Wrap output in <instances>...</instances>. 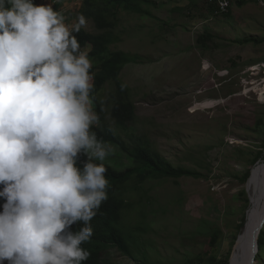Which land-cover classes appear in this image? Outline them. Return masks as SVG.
Returning a JSON list of instances; mask_svg holds the SVG:
<instances>
[{
  "label": "rangeland",
  "instance_id": "1",
  "mask_svg": "<svg viewBox=\"0 0 264 264\" xmlns=\"http://www.w3.org/2000/svg\"><path fill=\"white\" fill-rule=\"evenodd\" d=\"M152 1L157 5H140L150 16L119 7L103 58L120 52L128 59L118 79L135 108L130 129L172 166L198 177L148 178L130 187L124 221L135 239L130 255L108 245L101 262L223 264L250 208L245 174L263 164L255 157L264 154V0H232L225 17H214L204 0ZM81 4L65 15L69 26ZM85 21L81 29L100 32ZM114 92L109 81L91 93L106 118ZM115 155L110 164L128 166ZM255 264H264V245Z\"/></svg>",
  "mask_w": 264,
  "mask_h": 264
},
{
  "label": "clouds",
  "instance_id": "2",
  "mask_svg": "<svg viewBox=\"0 0 264 264\" xmlns=\"http://www.w3.org/2000/svg\"><path fill=\"white\" fill-rule=\"evenodd\" d=\"M85 23L69 26L50 3L0 0V264L90 256L82 245L108 199L113 149L92 130V62L75 35Z\"/></svg>",
  "mask_w": 264,
  "mask_h": 264
},
{
  "label": "trees",
  "instance_id": "3",
  "mask_svg": "<svg viewBox=\"0 0 264 264\" xmlns=\"http://www.w3.org/2000/svg\"><path fill=\"white\" fill-rule=\"evenodd\" d=\"M141 3L157 5L152 0H82V4L77 10L80 16L90 19L95 29L100 31L93 34L80 29L78 33H75L81 50L84 51L89 46V59L98 60V69L97 65L93 63L91 69L94 75L93 91L98 93L102 86L109 81L115 86V92L110 95L112 105L108 118H106L102 104L95 96L91 97L95 104L93 110L99 117L98 125H93L92 130L96 133L98 139L110 145L114 150L103 161L108 169L106 173V179L109 182L107 188L108 199L101 205L97 215L91 221L93 235L87 243L82 245L90 252V256L83 264H102L101 255L108 245L114 246L124 255H130L129 243L135 239L128 228H124L125 214L132 208L131 202L126 199L130 187L134 188L148 178L198 177V174L190 169L172 166L155 150L145 135L138 134L130 129L135 119V108L128 99L127 89L123 87L118 79L119 72L128 59L120 52L111 53L103 58L110 31L114 26L113 21L117 19L119 7L126 11L150 16L149 12L141 8ZM205 7L211 12L209 6L205 4ZM229 12L230 10L223 17ZM199 41H204V38H200ZM115 153L118 157L123 156L128 161V166L119 169L110 164L109 160L115 162L112 159V154ZM86 159V156H80L79 164L81 167ZM255 160L264 163V154L259 153ZM92 162L100 163L96 160ZM249 175L250 172L246 173L245 177L248 178ZM4 202L3 198H0V210H2ZM245 223L246 218L244 217L239 223V228L243 227ZM81 227H83L82 223L73 224L71 230L78 231ZM262 229L257 240L259 250L264 245V232ZM216 239V236L213 235L210 244L214 245ZM223 264H229L228 260H225Z\"/></svg>",
  "mask_w": 264,
  "mask_h": 264
},
{
  "label": "bare ground",
  "instance_id": "4",
  "mask_svg": "<svg viewBox=\"0 0 264 264\" xmlns=\"http://www.w3.org/2000/svg\"><path fill=\"white\" fill-rule=\"evenodd\" d=\"M246 191L250 208L245 226L239 235V245L231 256V264H255L252 262V249L261 231L259 223L264 220V163L252 169Z\"/></svg>",
  "mask_w": 264,
  "mask_h": 264
},
{
  "label": "crops",
  "instance_id": "5",
  "mask_svg": "<svg viewBox=\"0 0 264 264\" xmlns=\"http://www.w3.org/2000/svg\"><path fill=\"white\" fill-rule=\"evenodd\" d=\"M78 0H33V3L35 5H46L48 3L54 4L53 8L54 10L62 12V14L65 16L66 14H69V12H72V9ZM71 5L72 8H71Z\"/></svg>",
  "mask_w": 264,
  "mask_h": 264
},
{
  "label": "built area",
  "instance_id": "6",
  "mask_svg": "<svg viewBox=\"0 0 264 264\" xmlns=\"http://www.w3.org/2000/svg\"><path fill=\"white\" fill-rule=\"evenodd\" d=\"M214 17L224 16L231 8L232 0H204Z\"/></svg>",
  "mask_w": 264,
  "mask_h": 264
},
{
  "label": "water",
  "instance_id": "7",
  "mask_svg": "<svg viewBox=\"0 0 264 264\" xmlns=\"http://www.w3.org/2000/svg\"><path fill=\"white\" fill-rule=\"evenodd\" d=\"M244 226H245V225H244ZM263 226H264V220L260 221V223H259V227H260L261 229L263 228ZM259 233H260V232H259ZM239 238H240V236L237 237L236 245L234 246L233 254H234V252H235V249H236L237 246L239 245ZM257 240H258V238H257ZM257 240L254 242L253 249H252V251H253L252 262H255V257H256V254L258 253V241H257ZM233 254H232V255H233ZM231 260H232V259H230L229 264H231Z\"/></svg>",
  "mask_w": 264,
  "mask_h": 264
}]
</instances>
